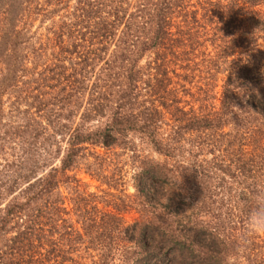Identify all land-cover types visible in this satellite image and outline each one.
Masks as SVG:
<instances>
[{"label": "trees", "instance_id": "trees-1", "mask_svg": "<svg viewBox=\"0 0 264 264\" xmlns=\"http://www.w3.org/2000/svg\"><path fill=\"white\" fill-rule=\"evenodd\" d=\"M63 1L0 0V59L5 63L0 93L23 71L18 22L37 11L54 12L56 7L47 6ZM190 1L76 0L68 11L73 19L61 26L69 32L75 26L89 27L92 47L82 65L88 67L97 58L103 63L89 70L94 74L89 84L81 66L77 85L62 96L64 87L51 96L70 102L77 92L83 96L87 91L80 120L71 118L72 111L56 115L53 106L47 107L53 102L44 98L50 92L38 91L26 96L32 100L19 110L24 119L8 129L22 144L23 154L0 162V199L8 198L0 203V264H81V248L97 250L95 264H114L116 257L124 264H264L259 235L247 228L254 215L264 217V70L252 71L264 58V46L258 44L264 20L251 13L242 27L236 6L264 5V0H197L205 6L201 18L191 11L197 29L177 24L173 30L174 17L185 16L187 11H182ZM257 14L262 16L261 11ZM206 23H214L212 33L200 40L208 33ZM63 33L60 29L57 36ZM206 40L216 49L208 71L214 68L216 73L222 65L226 70L237 47L245 62L238 64V58L236 69L227 70L218 106L186 108L188 102L180 104L177 88L171 86L166 56H188ZM110 42L113 49L102 57ZM146 50L156 53L154 64L139 63ZM192 57H186L187 69ZM193 64L190 69L197 62ZM210 86L214 84L198 89L207 94ZM136 139L169 159L133 153L142 218L125 223L118 207L101 211L78 194L74 210L79 211L82 231L75 228L62 205L59 183L78 181L68 170L88 145L135 152ZM63 140L60 164L38 173V156ZM238 221L250 232L243 250V240L233 232ZM243 257L246 263L239 259Z\"/></svg>", "mask_w": 264, "mask_h": 264}, {"label": "rangeland", "instance_id": "rangeland-1", "mask_svg": "<svg viewBox=\"0 0 264 264\" xmlns=\"http://www.w3.org/2000/svg\"><path fill=\"white\" fill-rule=\"evenodd\" d=\"M40 2H43V0H40ZM75 4L76 0H64L60 5L52 4L47 6L49 9L56 7L54 12H47L44 14L46 10L37 11L36 13L29 14L26 19L23 18L22 21L18 22L17 27L22 29L20 34L22 43L18 46V52L24 57L25 63L23 71H18L19 76L16 78L17 80L14 82L10 81L7 87H5L6 89H3L0 93V145L3 146L0 147V162H4V158L11 160L15 158V156H21L23 154L22 144L17 138L10 135L8 129L10 126H15L24 119L25 113L19 110L25 108L27 102L32 100V97L26 96L33 95L38 91L50 92L44 95L45 99L53 102L49 103L47 107L53 106L56 115L59 113L67 114L72 111V113H70V116L73 115L71 118L75 122L80 120L79 116L83 110V106L86 104L88 96L87 91L84 92L83 96L79 95L77 92L76 95L70 97V102H66L63 99L59 101L58 98L53 99L51 97L62 87H64V92L59 91L58 96L64 95L71 90V87L77 85L76 79L81 76V66L83 67L82 74L87 76L85 82L89 84L94 79L93 71L91 72L89 70H91L93 66L94 70H98L103 63V59L100 60L98 58L88 67H84L81 63V59L84 57L83 55L87 54L86 51L88 48L92 47L87 39L89 38V27L80 28L75 26L76 30L69 32L64 25L61 26L64 20L70 21L73 19L68 11H71ZM236 6L238 8V22L242 27H246L249 23L248 15L251 13L254 15V18L264 20V5L247 6L239 2ZM204 7V2L198 3L197 0H191L188 7L182 11L184 13L187 11V14L185 16L183 14V16L177 15L174 17L172 29L176 30L177 24L181 25L184 29L192 25L195 26L189 27L192 31L197 29L196 25L191 22L190 14L191 11L196 10L197 17L201 18L205 9ZM258 11L262 12V16L257 14ZM255 12L256 14H254ZM214 18H216V16H214ZM213 24L214 23H211V25L210 23H206L208 33L202 34V36L199 37L200 40L205 36L211 35L212 28L210 27ZM60 29H62L64 33L63 35L57 36ZM54 31H56V33ZM235 34H237V31ZM263 36L264 31H259L258 44L261 47L264 46ZM108 46L107 52L101 53L102 57L110 54L114 44L110 42ZM215 50L216 49L210 41L206 40L202 45H195L193 54L188 56L177 54L178 56L176 58L170 53L167 54L166 59L167 61L169 60L167 62L169 69L168 74L172 78L171 86L177 88V94L181 98L180 104H186V102H188L186 108L190 104H193L195 108H198L200 105L203 108L204 106L210 107L209 105L212 103L218 106L222 83L227 74V70H230V68L231 70L236 69L234 61L238 58H240L238 64L245 62L244 57H242L243 53L241 52V48L237 47L233 55L229 58L232 63H229L230 66H226V70H223L225 66L222 65V67L216 68V73L214 68H210L208 71L209 66H211L208 59L215 54ZM192 55L194 56L192 57ZM186 57H192V59L188 61L190 68L193 67V62H197L194 69H187L184 67L188 60ZM155 58L156 53L146 50L139 63L145 65L148 60H153L152 64H154ZM3 61V59H0V75L2 74L1 71L3 72L5 68V63ZM256 66V68H253V72H263L264 58H262ZM86 70H88V72H86ZM185 74L188 75L186 79L183 77ZM211 83L214 84V86L212 89L210 86L207 94L201 89H198V86L207 89ZM51 85L52 87H50ZM188 87H191L189 90L190 93L186 90L189 89ZM77 96L79 98H76ZM31 110H34V107H32ZM60 120L64 121L65 119L61 117ZM92 123L96 124V121H92ZM48 129L50 131L51 128L48 127ZM5 131L7 133H5ZM55 136L57 139L61 138L59 134ZM135 143L136 145L134 144V147H132L136 148L135 152L120 146L107 149L99 145H88L87 149L83 151L84 155L79 159L76 166L68 170L70 174H76L78 181H61L59 183V190L62 195V205L68 210L67 216L75 228L82 231L77 213L79 211L76 212V210H74L76 207L74 199L78 194L85 195L89 204L95 205L96 208L101 211H117L116 207H118L120 211L119 214L122 216L125 223H131L135 219L142 218L143 214L137 203L139 198L134 180L137 162L134 160L133 153H141L142 155H147L158 161L169 159H167L164 154L151 149L145 143H140L138 139L135 140ZM59 145L61 146L60 152L57 150L59 149ZM59 145H53L50 148V153L38 156L40 160L38 173H44L51 166H58L60 164V157L65 145L64 140L60 141ZM139 149H141L140 152L137 151ZM95 154H99V156L96 158ZM98 161L101 162V166ZM42 168L44 172H42ZM245 194L248 196L247 193ZM7 199V197L2 200L0 199L1 206H3ZM253 217H255L254 226L250 227V223L247 225V222L245 224L247 228L255 227L258 229L256 230V234H258L259 237L256 238V241L264 247V217H258V215H254ZM248 222L250 221L248 220ZM233 232L237 238L243 240L241 245L243 250L244 246L247 243L249 244V240H246L247 234L249 235L250 233L249 230L241 228V222L238 221L233 227ZM78 252L82 255L81 258L79 257L81 264H95L94 260L98 258L96 249L89 248L85 250V248H81ZM76 254L77 253H74V256ZM239 259L242 263H246L244 257ZM113 261L114 264H124L123 261H120L117 257Z\"/></svg>", "mask_w": 264, "mask_h": 264}, {"label": "clouds", "instance_id": "clouds-1", "mask_svg": "<svg viewBox=\"0 0 264 264\" xmlns=\"http://www.w3.org/2000/svg\"><path fill=\"white\" fill-rule=\"evenodd\" d=\"M254 224H255V217H252L251 220H250V227L251 226H254ZM253 230L256 231L258 229H256L255 227H253Z\"/></svg>", "mask_w": 264, "mask_h": 264}]
</instances>
